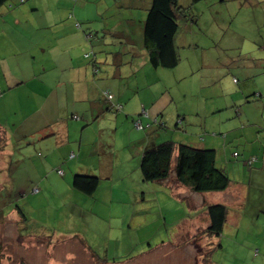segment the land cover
Masks as SVG:
<instances>
[{
	"label": "rangeland",
	"instance_id": "374dc122",
	"mask_svg": "<svg viewBox=\"0 0 264 264\" xmlns=\"http://www.w3.org/2000/svg\"><path fill=\"white\" fill-rule=\"evenodd\" d=\"M33 1L9 0L0 6V11L20 9ZM49 1L50 6L61 3ZM69 1L72 8L74 2ZM134 1L139 0H131L134 6H121L116 0L75 3L84 20L94 15L90 45L95 41L97 46L103 43L109 51L118 52L115 46H123L125 38L117 39L109 30L115 22L134 14L139 21L131 27L134 47L139 53L144 51L139 23L145 20L143 14L147 15L146 3L137 5ZM178 1L182 9L176 38L179 65H140L137 73L139 80L152 88L154 96L168 91L173 101L159 116V122L153 123L156 127L151 132L142 115L119 126L117 140L128 142L120 156H115L116 164L122 163L116 167L121 171L112 173L109 179L103 177L94 195L73 188L77 170L70 171L64 164L53 165L57 157L47 156L42 139L27 145V139L13 137L14 126L35 108L37 100L32 93L26 105L25 84L0 88V95L8 92L6 99H0V128L9 133L6 140L0 129V264H106L100 258L125 261L116 264H193L195 259L196 264H264V170L256 173L254 169L262 165L250 167L243 161L248 147L262 142L264 135V109L255 103L264 101V0ZM11 3L16 5L12 7ZM37 17L43 19L44 12H38ZM0 20L4 23L8 19L0 16ZM15 37L20 40L22 36ZM24 43L28 41L21 44ZM129 44L125 42L127 48ZM20 49L15 51L17 67L27 62ZM89 51L93 50L86 52ZM87 60L93 63V57ZM126 66L130 70L133 64L128 62ZM16 73L21 77L30 74L24 69H17ZM137 77H130L127 82L136 81ZM258 93L262 95L256 97ZM241 96L242 100H237ZM146 101L149 105L150 101ZM237 110L251 112L254 120L239 124ZM113 111L115 114L117 108ZM139 118L145 128L136 126ZM155 133L156 144L176 140L199 146L202 136L215 138L217 163L232 182L247 183L251 178L254 182L246 210L255 220L245 218L240 225L230 221L220 236L202 234L203 228H197L208 222L201 218L204 215L196 219L204 212L195 208L194 202H215L226 194L193 192L190 198L178 195L164 182L145 181L135 142ZM234 151L239 152L238 158L233 156ZM178 242L182 244L174 249L172 245ZM210 248L215 250L210 260H204Z\"/></svg>",
	"mask_w": 264,
	"mask_h": 264
},
{
	"label": "crops",
	"instance_id": "0c3cea01",
	"mask_svg": "<svg viewBox=\"0 0 264 264\" xmlns=\"http://www.w3.org/2000/svg\"><path fill=\"white\" fill-rule=\"evenodd\" d=\"M97 1L101 2V0ZM122 1L125 3L124 0ZM69 2V0H61V3H56V6H50L49 0H34L31 5L22 6L20 9L5 8L0 11V16L8 19L4 23L0 20V88L10 89L13 86L22 87L25 84V91H28L26 105L29 104L28 97L31 98L32 93H34L37 100L35 108L25 114L20 124L14 126L16 127L12 130L14 131L12 133L14 138L23 141L27 139V145L42 139L41 142L46 144L47 156L57 157L53 165L60 166V164H64L70 171L77 170L80 173L97 172L101 179L103 177L108 178L112 176V173L121 171V168L116 169L117 165L122 163L116 164L115 156H120V152L125 150L124 148L128 143L126 140H117L119 126L129 122L130 118L134 120L137 116L142 115L149 123L146 126L149 129L148 132L155 130L156 124L153 123L159 122V116L172 103L173 98L169 97L168 91H163L158 96H154L149 84L141 82L137 77L139 66H146L150 63L148 62L146 49L144 48V51L139 53L134 47L131 27L139 22L134 14L130 18L124 17L123 20L115 22L111 26L113 29L108 26V30L111 29L109 32L112 33V36L115 35L117 39L125 38L123 46H115V49H119V51L111 52L109 47L103 45V43L97 46L94 41V44L90 45L89 42H92L94 37V34L91 33L94 30L92 27H95V24L92 23L95 20L94 15L88 19L91 22L86 24L88 20H84L85 17L78 15L79 9H77L76 4L73 3L71 8ZM142 2L146 3V7L151 0H139L135 3L138 5ZM116 4H119L118 0H116ZM125 4L131 5V0H128V3ZM64 5L67 6L61 11V7ZM121 5L124 6L122 3ZM87 6L85 5L86 8ZM109 6V10L112 9V5ZM50 10L51 13L48 14ZM42 11L45 14L43 19L37 17V13ZM143 15L145 19V13ZM143 21H140L139 28L141 45L144 47ZM77 22L83 23L82 27H77ZM85 25H88V28ZM15 35H17V38L18 35L22 37L17 40ZM98 35L99 32H97ZM24 40L28 43L22 45L21 43L25 42ZM125 42L130 43L128 48ZM1 45L8 48L3 49ZM21 47L20 50L23 51V56L27 58V62L17 67L15 57L18 56L15 51ZM90 49L96 52H91L94 56L91 55L90 51L86 52ZM128 49L129 52H127ZM127 54L128 57H126ZM90 57H93V63L87 60ZM135 59H137L136 63L134 62ZM128 62L133 64L131 67L132 72V69L128 70L126 66ZM4 65L5 67H3ZM95 68H99L98 72ZM17 69H24L30 74L21 77L16 73ZM134 76L137 77L136 81L134 79L127 82L130 77ZM144 88L146 89L141 93ZM107 90L113 95L115 103L119 102L124 105L123 109L117 110L115 114L112 113L115 109L113 104L107 102L105 98V91ZM7 94L8 92H5L0 95V99H6ZM146 100L150 101L149 105ZM237 100H242V96ZM255 103L257 106L262 105L264 109V101ZM241 111H236L239 116L237 121L239 124L245 125L243 122L251 123L254 120L251 112ZM261 129L264 130V128ZM5 133L6 140H8L9 133L7 131ZM157 135L155 133L154 136L145 139L149 141L141 138L135 142L137 144L136 157L140 158V161L143 151L147 147L156 144V139L153 138ZM214 139L210 137V140H208L207 137L202 139L203 141L199 140L202 142L199 146H214ZM248 148L249 152L244 153L243 161L247 164L248 159L252 155H256L258 161L253 166H249L262 165L261 168L257 166L254 169L256 173L264 170V135L262 142L258 141L257 145L252 144ZM124 169L126 170V168ZM58 171H61L64 175L61 169ZM254 171L252 170L251 173ZM164 183L168 184L178 195H187L190 198L193 196L192 193H187L189 192L187 187L179 183ZM253 188L254 182L251 178L247 183L243 180L232 182L228 189L217 191L220 192L217 194L225 193L226 197L223 198L224 200L221 199L215 202H222L229 209L224 230L230 221L235 225H240L245 218H250L246 209ZM194 203L197 204L195 208H199L201 209L200 212H204L199 214L196 219H200V216L204 215L201 218L208 222L204 206L206 203L212 202L203 199L199 204L198 202ZM250 219L255 220L254 218ZM207 226L208 223L205 226H199L197 229H204ZM176 244L172 245L174 249L182 243L178 242ZM218 245L221 247V244ZM183 246H186V244ZM258 251L257 248L256 252ZM103 261L106 264H116L123 260L113 259L109 262L107 258ZM196 261L195 259L193 264H196Z\"/></svg>",
	"mask_w": 264,
	"mask_h": 264
},
{
	"label": "trees",
	"instance_id": "16d2710c",
	"mask_svg": "<svg viewBox=\"0 0 264 264\" xmlns=\"http://www.w3.org/2000/svg\"><path fill=\"white\" fill-rule=\"evenodd\" d=\"M7 1L9 0H0V6ZM26 1L28 0H20L21 3ZM72 1L77 3L80 0ZM118 1L120 3L122 0ZM124 1L128 3V0ZM121 3L124 6H129L123 1ZM132 4L134 6V3ZM10 5L15 6L16 4L11 3ZM145 9L147 15L143 24V45L148 52V62L157 68L177 67L180 63V56L176 38L182 16L179 1L151 0ZM76 25L79 28L82 27L81 22H77ZM96 70L98 72L99 68ZM261 95L258 93L256 97ZM105 98L117 110L123 109L124 105L119 102L115 103L113 95L108 90L105 91ZM118 105H122L121 108H118ZM139 120L142 123L139 118L135 120L136 126ZM142 127L145 128L143 123ZM5 132L3 131V134L6 137ZM202 139H204L203 136ZM217 155L218 151L214 146H197L189 142L166 140L153 144L143 151L140 170L145 181L173 182L174 179L180 185L189 188L191 193L224 191L229 188L232 180L227 171L218 165ZM239 155L238 151L233 152L234 157L238 158ZM252 158L255 160L249 164L248 161ZM248 161L247 164L253 166L258 161V157L252 155ZM101 180L98 174L77 172L73 177V187L87 195H94L100 187ZM204 207L208 217V226L203 229L202 234L206 233L210 237L220 236L228 218L229 209L227 205L222 202H212L206 203ZM20 213L24 218L25 215L21 211ZM214 250L215 248H210L208 254L204 255V260H210V255Z\"/></svg>",
	"mask_w": 264,
	"mask_h": 264
},
{
	"label": "built area",
	"instance_id": "2783aa9c",
	"mask_svg": "<svg viewBox=\"0 0 264 264\" xmlns=\"http://www.w3.org/2000/svg\"><path fill=\"white\" fill-rule=\"evenodd\" d=\"M122 105H118V108H121ZM137 126L141 127L142 126V123L141 121L139 120L137 122ZM255 160V158H252L251 160L248 161L249 164H252V162Z\"/></svg>",
	"mask_w": 264,
	"mask_h": 264
}]
</instances>
